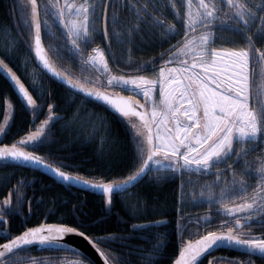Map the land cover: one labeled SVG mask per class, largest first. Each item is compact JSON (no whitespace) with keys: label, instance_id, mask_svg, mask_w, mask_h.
Here are the masks:
<instances>
[{"label":"snow or ice","instance_id":"snow-or-ice-1","mask_svg":"<svg viewBox=\"0 0 264 264\" xmlns=\"http://www.w3.org/2000/svg\"><path fill=\"white\" fill-rule=\"evenodd\" d=\"M18 7L22 23L32 29L30 50L41 68L70 88L104 102L126 118L136 149L132 162L135 171L123 179L94 182L80 175L69 174L35 152L27 151L28 146L39 147L47 142L50 121L58 118L53 114L52 104L48 105V118L37 125L35 131L10 146H0V161L44 168L66 183H79L97 190L103 196L107 209L113 204L114 194L127 191L150 173H155L156 179L187 174L189 183L193 173L214 174V181L201 186L200 202L206 201L210 206L220 205L218 211L230 218L222 221V224L234 221V227L220 232L208 231L195 241L182 242L179 256L173 264H197L198 258L209 250L226 245L243 247L249 253L264 256V236H253L250 230L255 223L264 225V158L245 162L239 175L232 172L231 181L224 180L219 169L213 173L215 165L226 163L232 157L236 158L234 163L239 164L256 150L260 141H264V84L260 86L255 102H252L254 63L260 65L261 76L264 77V51L254 46L256 39L264 41V15H261L264 13V0L260 3L253 0H183L182 7L177 5L176 0H166L164 4L160 0H122V3L120 0H104L101 13L103 27L99 30L96 28L97 5L94 0H63L62 3L61 0H47L43 5V19L39 0H19ZM169 8L176 23H168L162 18L164 10ZM121 9L131 13L133 18L123 27ZM13 11H16L15 7ZM54 24L63 29L64 47L78 58L82 70H94L106 78L107 87L122 86L135 95L123 96L102 90L104 85L99 76L92 80L85 78V82L81 83L79 79L74 80L66 72L59 71L42 43V25H47L49 35H52ZM253 28L256 29L254 32ZM157 30L165 39L180 35L183 31V39L172 46L176 49L174 52L169 49L162 54L168 55V59L159 66L154 78L147 75H114L104 49L99 47L92 48L85 56L83 46L93 43L97 34L109 41V48L112 37L121 43L126 40L135 47L137 38L140 43L153 41ZM225 32L246 41L247 46L214 47L218 36L225 39ZM53 51L59 55L58 50ZM169 64L177 66L168 67ZM149 68L155 72L157 65L142 63L133 71L145 72ZM0 69L14 83L35 122L42 104L37 103L3 59H0ZM136 95H141L145 103H140ZM12 115L13 105L6 102L4 121L0 123V138L8 134ZM231 168L228 165V169ZM253 176L258 179L249 193L251 185L246 177ZM24 188V182L18 181L0 200V222L4 221L6 215L20 211L25 200ZM192 195L195 198L194 192ZM238 200L241 202L235 203ZM210 219L203 217L205 222H210ZM136 227L139 226L133 225V228ZM245 228L249 231H244ZM70 234L88 239L105 258V264H111L108 259L111 253L106 254L93 242L94 238L86 237L83 231L67 224H41L8 239L0 244V264H22L23 258L19 253L24 246L34 243L58 246ZM164 247L163 239L158 240L143 258L152 259ZM29 264H37V261L32 258ZM65 264L68 262L65 261ZM71 264L84 262L75 260ZM229 264L245 262L233 260Z\"/></svg>","mask_w":264,"mask_h":264},{"label":"trees","instance_id":"trees-1","mask_svg":"<svg viewBox=\"0 0 264 264\" xmlns=\"http://www.w3.org/2000/svg\"><path fill=\"white\" fill-rule=\"evenodd\" d=\"M46 2L47 0H39L42 19L43 5ZM100 2L98 7L102 9L104 0ZM120 2L122 3V0ZM160 2L164 4L166 0ZM176 3L182 7L183 0H176ZM18 4L19 0H0V59L22 79L37 103L42 104V110L33 122L32 113L27 111L0 74V123L3 122L6 102L13 105L11 126L2 142L12 143L24 137L47 117L48 105L52 104L53 111L64 114V118L50 124L51 130L46 143L39 147H28L29 150L54 166L88 180L123 179L130 175L135 171L132 162L136 149L126 119L72 93L37 68L29 50L32 32L22 23ZM14 7L16 11H13ZM120 17L122 27L133 19L131 13L123 9L120 11ZM162 18L168 23H176L170 8L164 10ZM177 27L180 25L177 24ZM96 28L101 29V19ZM51 31L53 34L49 35L48 26L42 25L43 40L51 60L74 78L83 81L90 77V71L93 70H82L78 58L64 47L63 31L58 24H54ZM181 36L180 32V35L165 39L157 30L153 37L154 42L140 43L137 38L135 47L129 45L126 40L121 43L112 37L110 51L118 67L131 74L145 75L151 73V68L145 72L133 70L142 63H155L157 68L161 66L163 61L168 59V55L162 54L169 49L173 51V43ZM145 39L147 40V37ZM257 43L254 41L255 47ZM101 46L103 47L102 36L97 34L93 43L83 46L85 56L92 48ZM53 49L58 50L59 55ZM253 58L255 61V57ZM258 76L257 74L256 81ZM255 80L252 84L253 103L257 96L254 93ZM263 153L264 141H260L256 150L250 152L244 160L252 162L262 157ZM21 180L25 184V200L18 213L6 215L5 222H0V229H5L7 225L6 233L0 235V243L42 221L59 222L77 227L96 239L97 246L102 251L111 253L108 257L111 264H171L184 242L177 221L181 209L180 192L187 187H190L191 191L196 190L201 185L200 178L194 174L191 175L189 183L187 174L156 179L150 173L128 192L114 195L113 204L107 209L104 198L96 194L65 188L37 171L0 163V200H3L8 190ZM183 212L181 209V213ZM159 219L165 221L157 225L133 228L135 223ZM205 229H209V226ZM197 234L192 236H198ZM160 239L165 243L161 253L154 254L152 259H144V255ZM19 255L23 258L22 264H29L32 258H35L37 264H57L53 261L66 256L76 257L86 264H91L77 252L60 245H43L39 249L35 245L26 246L20 250ZM197 264H202L201 259Z\"/></svg>","mask_w":264,"mask_h":264},{"label":"water","instance_id":"water-1","mask_svg":"<svg viewBox=\"0 0 264 264\" xmlns=\"http://www.w3.org/2000/svg\"><path fill=\"white\" fill-rule=\"evenodd\" d=\"M60 27V26H59ZM102 27H103V20H102ZM61 28V27H60ZM62 29V28H61ZM63 30V29H62ZM31 32H32V29H31ZM183 39V36L181 38H179L175 43L174 45H176L178 42L182 41ZM103 42H104V47H105V50L109 56V58L111 59V61L115 64V61L111 55V52H110V49L109 47L107 46L108 45V42L105 41L103 39ZM42 43H43V39H42ZM31 44H32V37H31V40H30V45H29V50L31 48ZM43 46L45 47L44 43H43ZM46 49V48H45ZM30 53H31V56L33 58V61L34 63L36 64V66L40 69V71L45 74L48 78H50L51 80H53L54 82L58 83L59 85L65 87L66 89H68L69 91L91 101V102H94L104 108H106L107 110H109L110 112H112L114 115L120 117V118H123V119H126L124 117H122L119 113H117L114 109H112L109 105H106L104 102L100 101V100H97L95 99L94 97H89V96H85L82 92H79L77 91L76 89H72L70 88L68 85H66L63 81L55 78L54 76L51 75V73L47 72V70H43L39 64V61L35 58L34 56V52L30 50ZM51 59V58H50ZM53 62V61H52ZM54 63V62H53ZM55 65V63H54ZM56 66V65H55ZM57 69L59 71H62L58 66H56ZM15 73V72H14ZM0 74L3 76V78L7 81V83L9 84V86L11 87L12 91L15 93V95L17 96V98L21 101V103L23 104V106L26 108V106L24 105V103L22 102L21 98L19 97L18 95V92L16 90V87L14 85V83L10 80V78L8 77V75L2 70L0 69ZM67 74V73H66ZM17 75V74H16ZM18 76V75H17ZM21 80V79H20ZM75 80V79H74ZM21 82L23 83V81L21 80ZM82 83V82H81ZM24 84V83H23ZM25 85V84H24ZM90 86V85H89ZM26 87V85H25ZM27 88V87H26ZM104 91H107V92H111V93H118L120 95H123V96H132L130 94H125V93H122V92H115V91H111V90H108V89H102ZM137 100L140 101V103H145L144 101H142L141 99L135 97ZM27 109V108H26ZM27 111H29L27 109ZM30 112V111H29ZM54 116L55 117H58L57 119H54L53 121H50V124L52 123H55L56 121H59L61 120L62 118H64V114L62 113H57V112H53ZM48 118V117H47ZM46 118V119H47ZM31 131H35L34 130H31ZM30 131V132H31ZM28 134V133H27ZM27 134L23 137L25 138L27 136ZM21 138V139H23ZM19 139V140H21ZM18 141V140H17ZM15 143V142H14ZM13 144V143H11ZM11 144H7V145H11ZM4 145L3 143H0V146ZM28 147H32V146H28ZM28 147L26 148L27 151H30L28 149ZM0 163H4V164H12V165H17V166H21V167H25V168H30V169H33L39 173H42L48 177H50L51 179H53L54 181L60 183V184H63L65 186H70V187H73V188H76V189H79V190H82V191H86V192H90V193H93V194H96L98 196H101L103 197L97 190H94V189H90L88 187H86L85 185L83 184H79V183H75V184H72V183H66L64 181H62L59 177L55 176L54 173H52L51 171H48L47 169H44V168H36L30 164H22V163H19V162H5V161H0ZM55 167V166H54ZM145 177V176H144ZM144 177H142L138 182H140ZM138 182H136L133 186H135ZM133 186H130L127 190H129L130 188H132ZM125 192V191H124ZM124 192H119L117 194H121V193H124ZM115 195V194H114ZM5 220V218H4ZM158 221H165L164 219H159V220H153V221H147V222H139V223H135L134 225H138L139 227H136V228H141V227H147V226H151V225H157V224H160V223H157ZM41 224H63V223H59V222H46V221H43L39 224H36V225H33V226H30L28 228H32V227H38L40 226ZM69 226V225H68ZM26 228V229H28ZM6 229H7V225L5 227V229H1L0 230V235H2L3 233H6ZM26 229H24L23 231H21L20 233H18L17 235H20L21 233H23ZM227 229L225 230H219V231H216V232H220V231H226ZM78 231H81L80 229H78ZM15 235V236H17ZM86 235V234H85ZM201 235H205V234H201ZM200 235V236H201ZM13 236V237H15ZM196 237L194 239H186L184 242H186L187 240H197L199 239V237ZM11 237V238H13ZM86 237L90 238L88 235H86ZM9 238V239H11ZM8 240V239H7ZM7 240H5L4 242L0 243V244H3L5 242H7ZM94 243H96L97 245V242H96V239H94L93 241ZM34 244H39V243H34ZM32 244V245H34ZM26 246H31V245H26ZM24 246V247H26ZM61 246H65V247H68L74 251H76L79 255H81L83 258H85L86 260H88L91 264H105V258L102 257L99 252L96 251V249L92 246L91 243H89V240L88 239H85L84 237H81L79 236L78 234H70L68 236H66L64 238V241L63 243L61 244ZM98 247V246H97ZM218 248H224V249H230V250H235V251H241V252H244V253H249L245 248L243 247H238V246H235V245H226V246H223V247H217V248H213L211 250H214V249H218ZM78 250V251H77ZM209 250V251H211ZM180 251V250H179ZM208 251V252H209ZM207 253V252H206ZM250 254H257V255H260L259 253H250ZM179 256V252L177 254V256L175 257V259L173 260V262L178 258ZM173 262L171 264H173Z\"/></svg>","mask_w":264,"mask_h":264},{"label":"rangeland","instance_id":"rangeland-1","mask_svg":"<svg viewBox=\"0 0 264 264\" xmlns=\"http://www.w3.org/2000/svg\"><path fill=\"white\" fill-rule=\"evenodd\" d=\"M78 2H80V0H78ZM94 2L97 5V20H96V24H97V23L100 22V19H101V16L100 15L102 13V9H100L98 7V4H101L100 0H94ZM253 2L260 3L261 0H253ZM261 15H264V13H261ZM256 23L259 24V21H257ZM255 30H256L255 28L252 29L253 32ZM181 34L183 35V31H181ZM223 36L225 37V39H221V38H219V36L217 37L216 42L213 45L214 47H218V48H233V47L240 48V47H246L247 46V44L243 40H241L239 37L233 38V36H232L231 33L225 32V33H223ZM255 41L258 42L257 43V48H259L262 51H264V41L258 40V39H256ZM99 48L103 49L102 46L99 47ZM175 50L176 49H174L172 52H174ZM105 55H106V53H105ZM176 66H177L176 64H169L168 65V67H176ZM109 67H110V69H111V71H112V73L114 75H131V74H124V73H121V72L113 69L112 66L110 65V62H109ZM253 69H254V71H253V75H252V78H253L252 84H253V81L255 80L257 74L259 75L257 77V81L255 80V83H256V91L254 93H256V95H257V92L260 90V86L262 84H264V81H263V77H261V67H260V65L254 63V68ZM86 70H88V69H86ZM158 71H159V67L156 68L155 72L151 71V73L145 74V75H147V76H149L151 78H154L158 74ZM90 73H91L90 77H88V78L86 77V78L89 79V80H92L93 78L99 76L100 81L104 85V87L102 89H110V90H113V91H122V92H127V93L134 94L133 92H130V91L126 90L122 86H116V87L109 88V87H107L106 78L104 76H101L99 73L95 72L94 70L93 71H90ZM134 75H136V74H134ZM137 75H141V74H137ZM83 81H85V80H83ZM90 86H91V84H90ZM137 96H139L142 100H144V98L141 95H137ZM236 147L239 148L240 145H236ZM262 157L264 158V153H263ZM151 174L154 175V176H156L155 173H151ZM246 179L248 180V183L251 185V187H249V189H248V191L250 193L252 191V188L255 187L256 181H255V179H253V177H246ZM202 185H204V184H201L198 187V189H196V190L193 189L192 191H191L190 187H187L186 189H182L181 190L180 196H179V204H181L180 205L181 206V209L184 210V212L181 213V209H180L179 214L180 215L187 214L188 217H189V215L191 217H192V215H195L191 219L199 220L200 221V226L203 227V228H207L208 225H209L208 224L209 222H205L203 220V217L207 216L206 215L207 213L205 211L207 209L217 208L220 205H218V204H212L210 206L206 201L203 202V203L200 202L202 198L199 197V192L201 190V186ZM193 192L196 194L195 195V198H193V195H192ZM236 202H241V201L238 200ZM214 218H219V216L218 215H213V218H211V219L214 220ZM198 228L199 227H197V229L196 228H193L192 229V227H191L190 232H188V233L186 232L185 234L187 236H189V235H194L196 233H199L200 232V229H198ZM208 231H212V228L209 227V229H207L206 232H208ZM75 260H80V259H78L76 257L70 258V257L66 256V257H60L59 259H56L53 262H56L57 264H65V261H67L68 264H71V262L72 261H75ZM80 261H82V260H80ZM84 264H86V263L84 262Z\"/></svg>","mask_w":264,"mask_h":264},{"label":"flooded vegetation","instance_id":"flooded-vegetation-1","mask_svg":"<svg viewBox=\"0 0 264 264\" xmlns=\"http://www.w3.org/2000/svg\"><path fill=\"white\" fill-rule=\"evenodd\" d=\"M62 2H63V0H61V3ZM111 66H112V64H111ZM123 93H127V92H123ZM127 94H131V93H127ZM132 95H135V94H132ZM136 97H139V96L136 95ZM0 143L8 144V143H4V142H0ZM235 159H236L235 157H232L226 163H220V164L215 165L213 168V173H215L216 169H219V170H221V175H222L223 179L227 180V181H231L232 180V172L235 171L237 173V175H239L242 168L245 167V162H247L245 160H242L239 164H236V163H234ZM228 165H231L232 168L228 169ZM63 171L68 172L69 174H72V175H76V174L72 173L71 171H66V170H63ZM193 174L200 178L201 184H205L206 182L211 183L212 181H214L216 179L214 174L213 175H204L202 173L201 174L193 173ZM176 175L178 176L179 174L169 175V176L174 177ZM253 179H255V181H256L257 177L253 176ZM92 181H94V180H92ZM222 183H223V180H222ZM58 184H60V183H58ZM61 185H63V184H61ZM63 186H65V185H63ZM65 188H73V187L65 186ZM73 189H76V188H73ZM76 190H79V189H76ZM79 191H82V190H79ZM217 191H218V189H217ZM235 203H240V202L235 201ZM229 206L231 207V203L229 204ZM220 207L221 206L214 208V209H207L205 211L207 213L206 215L208 217L213 218V215L219 216V218H214V220L210 219V222L208 223L209 224L208 226L212 228V231L218 230V229L219 230L220 229L225 230L228 227H234V221L232 223L222 224V221H227L230 218L225 216L222 212L218 211V209ZM193 216H195V215H192V217L189 215V217H190L189 218L187 214H182L179 216V218L177 220L179 223V233L183 237V239L196 237V236H192V235L187 236L185 234L186 232L187 233L190 232L191 227H192V229L193 228L197 229V227H199L198 229H200V232L197 235H199L203 231L206 232V229L201 227L200 223L197 224L198 220L191 219V218H193ZM46 222H48V221L46 220ZM250 230H251V234L253 236H257V237L264 236V225H261L259 223H255V224L251 225ZM244 231L247 232V231H249V229L245 228ZM200 259H201L202 264H209L210 261H212V264H229V262L233 261V260L243 261V262H245V264H247V262H249V261H250V264H264V256L257 255V254L244 253L241 251H235V250L224 249V248H218V249L211 250V251L203 254Z\"/></svg>","mask_w":264,"mask_h":264},{"label":"bare ground","instance_id":"bare-ground-1","mask_svg":"<svg viewBox=\"0 0 264 264\" xmlns=\"http://www.w3.org/2000/svg\"><path fill=\"white\" fill-rule=\"evenodd\" d=\"M25 168V167H24ZM27 169H30V168H27ZM31 170H33V169H31Z\"/></svg>","mask_w":264,"mask_h":264}]
</instances>
